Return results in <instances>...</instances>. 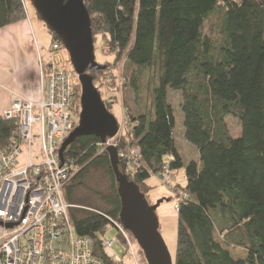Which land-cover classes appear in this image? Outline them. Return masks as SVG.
I'll return each instance as SVG.
<instances>
[{
	"label": "trees",
	"instance_id": "trees-1",
	"mask_svg": "<svg viewBox=\"0 0 264 264\" xmlns=\"http://www.w3.org/2000/svg\"><path fill=\"white\" fill-rule=\"evenodd\" d=\"M84 1L94 44L100 36L117 59L126 58L128 108L117 150L141 153L139 167L126 176L148 200L152 176L166 167L185 170L186 184L176 185L173 263L264 264V0ZM28 19L24 0H0V30ZM106 72L88 70L94 83ZM170 89L182 93L184 143L195 146L199 160H185L178 148ZM105 104L111 111L112 102ZM17 129L16 119L0 113V149ZM64 156L79 166L64 187L71 221L96 243L120 223L110 156L95 136L78 138ZM119 169L124 174L122 161ZM100 171L110 178L109 196L89 184ZM82 188L92 196H81Z\"/></svg>",
	"mask_w": 264,
	"mask_h": 264
},
{
	"label": "built area",
	"instance_id": "built-area-1",
	"mask_svg": "<svg viewBox=\"0 0 264 264\" xmlns=\"http://www.w3.org/2000/svg\"><path fill=\"white\" fill-rule=\"evenodd\" d=\"M38 53L41 100L33 102L12 94L9 108L2 112L5 119L18 121V129L10 144L0 149V264H133L129 260L136 257L131 245L135 239L120 223L114 222V226L126 256L115 252V241L105 234L95 243L78 235L73 226V206L65 199L64 187L79 166L65 156L62 163L59 151L79 123V76L61 41L52 42L46 60L40 48ZM119 139L120 133L101 146L118 148ZM118 157L124 174H134L140 150H118ZM175 172L166 167L157 174L171 191ZM180 198L177 194L178 211Z\"/></svg>",
	"mask_w": 264,
	"mask_h": 264
},
{
	"label": "water",
	"instance_id": "water-1",
	"mask_svg": "<svg viewBox=\"0 0 264 264\" xmlns=\"http://www.w3.org/2000/svg\"><path fill=\"white\" fill-rule=\"evenodd\" d=\"M45 25L60 39L68 52L81 87L78 126L62 144L59 156L78 138L95 136L102 144L114 138L119 131L116 117L107 109L94 78L88 70H102L96 61L90 13L84 0H30ZM121 201L120 223L133 235L148 264H174L173 257L160 233L156 208L150 206L139 187L129 181L120 169L118 150L106 149Z\"/></svg>",
	"mask_w": 264,
	"mask_h": 264
},
{
	"label": "rangeland",
	"instance_id": "rangeland-1",
	"mask_svg": "<svg viewBox=\"0 0 264 264\" xmlns=\"http://www.w3.org/2000/svg\"><path fill=\"white\" fill-rule=\"evenodd\" d=\"M24 6H25V11L29 17V19L27 20V22L29 23L28 24L30 31L29 33L32 39L37 43L38 48L41 49L44 60H46L48 57L47 51L48 49H50L52 44L50 29L40 19L34 7L32 6L30 0H24ZM7 30L8 29L5 30V28L3 30L1 29V31H7ZM6 39H7V45L10 44V41H12L11 37L10 36L6 37ZM12 43H15V41L13 40ZM94 45H95L96 61L99 64L107 67L106 74H104L102 76V79L100 78L94 84L99 87V93L101 94V97L102 99H104V101L112 100L111 102L113 106L111 107L110 112L117 118L119 124L118 134L120 133V137H121V134L125 128V122L127 117L126 109L128 108L125 102L128 96L127 94L128 90L126 88V84L124 85V80L126 79L127 81V78L125 76L126 65H127L126 58L122 57L120 59H117L115 53L108 51L104 40L100 36L96 38ZM17 52L13 51L11 54L17 56L18 55ZM66 57L68 58L69 56L66 55ZM11 69H13V71L16 72L18 75V72L14 69L13 65ZM29 70L30 69L27 66L25 68V71L28 72ZM8 77L9 76H6L5 78L8 79ZM27 77H29L28 74ZM1 79L4 78L1 77ZM40 100L41 98L39 99V101ZM169 100L174 110V116L176 121L175 136H176L178 148L185 157V160L188 161L189 159L192 158L199 160L198 153L195 150V148H193L195 146H190V144L188 145L184 143V138H183L184 117L180 106L182 100V93L180 91H174L170 89ZM230 123L234 128V131H236L238 129L237 121L235 119H231ZM118 134L116 135V137H118ZM35 149L36 146L34 147V150ZM147 183L151 187L148 197V202L150 206L156 208V215L160 223V233L167 244L169 252L174 258L176 254L177 231H178V210L175 207V204L177 202L176 200L177 194H178L176 185L179 184L181 186H184L186 184L185 170L181 169L178 172H175V175L170 180V184L174 185V191H171V188L167 184H163L161 180L157 177V174L152 176L147 181ZM89 184L92 187L91 188L88 185L89 188L94 189L95 191H100L101 193H105L107 196L111 195V181L108 175L104 171H100L93 174V179L89 180ZM89 195L92 196V192L88 188L81 189V196H89ZM101 201L102 200L100 199H96V205H98L100 208L102 207L104 208V203H102ZM105 236L115 241L114 249L118 255L120 256L124 254L125 256L127 255L125 253V247L122 245L121 238L114 227H110V229H108V232L105 234ZM131 245L133 247L136 257H133L129 261H131L133 264H135V262L137 264H148L144 256V253L139 247L138 243L135 240L133 241L131 239ZM232 253L233 256L235 257H242V258L245 257L244 256L245 252L239 249L238 250L233 249Z\"/></svg>",
	"mask_w": 264,
	"mask_h": 264
},
{
	"label": "crops",
	"instance_id": "crops-1",
	"mask_svg": "<svg viewBox=\"0 0 264 264\" xmlns=\"http://www.w3.org/2000/svg\"><path fill=\"white\" fill-rule=\"evenodd\" d=\"M28 24L24 21L6 27L7 31L0 30V113L9 108L12 94L33 102L42 97L38 46L29 33ZM9 36L12 41L7 45L6 37ZM13 51H18L19 56L12 55ZM12 65L18 75L11 69ZM27 66L28 72L25 71Z\"/></svg>",
	"mask_w": 264,
	"mask_h": 264
},
{
	"label": "bare ground",
	"instance_id": "bare-ground-1",
	"mask_svg": "<svg viewBox=\"0 0 264 264\" xmlns=\"http://www.w3.org/2000/svg\"><path fill=\"white\" fill-rule=\"evenodd\" d=\"M63 44V43H62ZM65 47V46H64ZM40 63V56H39V53H38V64ZM40 67V66H39ZM40 74H41V71H40ZM117 119V118H116Z\"/></svg>",
	"mask_w": 264,
	"mask_h": 264
}]
</instances>
